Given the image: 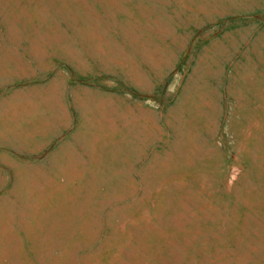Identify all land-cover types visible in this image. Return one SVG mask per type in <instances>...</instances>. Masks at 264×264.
<instances>
[{
	"label": "rangeland",
	"instance_id": "obj_1",
	"mask_svg": "<svg viewBox=\"0 0 264 264\" xmlns=\"http://www.w3.org/2000/svg\"><path fill=\"white\" fill-rule=\"evenodd\" d=\"M0 264H264V0H0Z\"/></svg>",
	"mask_w": 264,
	"mask_h": 264
}]
</instances>
